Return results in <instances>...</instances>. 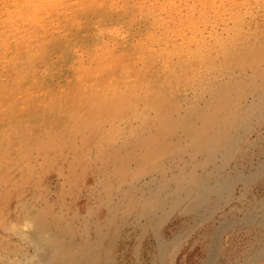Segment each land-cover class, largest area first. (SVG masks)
Segmentation results:
<instances>
[{
  "label": "bare ground",
  "instance_id": "obj_1",
  "mask_svg": "<svg viewBox=\"0 0 264 264\" xmlns=\"http://www.w3.org/2000/svg\"><path fill=\"white\" fill-rule=\"evenodd\" d=\"M30 1L19 7L22 17L27 13L41 15L36 2ZM85 7V11L75 10L69 19H59L63 31L78 27L72 42L53 43L51 54L45 53V57L36 52L38 48H28L32 53L36 50L30 57L33 62L38 56L45 60L50 79L71 69L75 77H64L58 88H52L49 81L35 79V103L30 102L31 98L22 101L17 94L2 110L0 179L6 175L7 183L15 178L24 184L12 187L0 182V222L16 216V211L20 213L23 227L11 223L6 226L26 249H10L0 242V252L7 254L0 258V264H264V186L255 193L252 190L264 178V148L258 144L264 137L263 130L258 131L252 144L258 149L255 153L261 152L259 161L251 160L249 168L242 170L230 165L238 159V146L247 134L264 123V75L261 68L252 74L249 71L262 59L254 54L247 58V53L241 66L238 60L228 64L227 56L228 66L220 68L215 62L219 54L215 45L210 43L206 48V41L185 39L181 31V45L195 42L197 46V50L193 47V58L176 42L165 44L168 34L163 29L161 37L146 31L143 38L148 37V42L141 36H136L137 40L116 35L112 46L94 32L96 40L91 44L81 27V16L91 14L106 20L108 16L106 4L95 7L90 3ZM106 27L113 29L110 23ZM13 37L9 31L0 34V51L10 45ZM48 44L43 42L40 47L47 48ZM77 46L82 47V57L76 56ZM195 64L207 65L203 75L216 72L217 80L208 86L194 85V96L190 98L187 89L177 88L179 81L193 74L191 66ZM37 72L27 76L33 79ZM31 85L28 87L33 89ZM13 94L10 91L9 95ZM108 125L111 129L103 131ZM79 136L84 137L87 148L82 152L64 151ZM33 150L43 154L50 166L60 164L52 168L64 179L53 201L48 176L34 182L32 177L23 179V174L32 172L31 166H21V160ZM91 183L94 186L83 197L73 192ZM239 184L244 187L237 193ZM64 207L74 208L75 215L68 220L51 219V212ZM178 211L184 217L172 223ZM188 239L192 240L179 257L178 247Z\"/></svg>",
  "mask_w": 264,
  "mask_h": 264
},
{
  "label": "rangeland",
  "instance_id": "obj_2",
  "mask_svg": "<svg viewBox=\"0 0 264 264\" xmlns=\"http://www.w3.org/2000/svg\"><path fill=\"white\" fill-rule=\"evenodd\" d=\"M11 1H13V2L11 3ZM27 1H29L30 3L32 2L30 0H0V34L4 33V31H9V32L14 33L13 41L10 43V45L4 47L0 51V120H1L3 112H4L2 110H5L8 103L10 101H12V99H14L18 96L20 97V99L22 101H25L26 99L27 100L29 99L28 101H30V98H31L30 102L35 103L34 101H36L38 99L37 96L35 97V91L34 90H36V88L33 87V85L35 83V79H36V81H40V80H44L47 82L49 81L50 82L49 84H52V88H58V86L61 85V83L63 84L64 77H67V78L75 77L74 71L71 69L70 71L67 72V74L66 73L65 74L56 73V74H58V77L55 76L54 77L55 80L52 78L50 79L48 77L49 76L48 75L49 69H47L48 65L47 64L45 65V60H42L41 57L39 58V56H38V57H36V59L33 62V58H30V57L35 53L36 50H37L36 52L40 55L42 54L43 57H45V53L51 54V52L53 50V48H51L53 43L63 42V41L72 42L74 37H75V34L77 33L78 27L67 30V31H63V29L59 28V19L63 18V17L65 19H69L71 17V14L75 10L76 11H79V10L85 11V9H86L85 6L89 5L90 3L91 4L93 3V5L95 7H102L104 4H106L105 9H106V14L108 16V18H107L108 20L102 19L100 17L94 16L91 14H85V15L81 16V18H80L81 19L80 21L82 22L81 27L86 32V35H89L88 38H89V40H91L90 41L91 44H93V42H95V40H96V38H94V35L96 32H98L97 38L103 39V41L105 43H109L110 46L114 45V41H113L112 37L116 36V35H122L123 34V35L134 36L135 39H137V40H139L140 36H141V38L143 40H145V38H146L145 41L148 42L149 41L148 37L143 38L144 36H147V34H148L147 32L151 31L154 35H156V36L159 35L158 37H161L164 33L167 32L168 40L166 41L167 43H165V44H167L168 46H171L172 44H175V42H176L177 47L179 46L180 49H182L185 53H188L189 55H191L194 58L195 57V50H197V46H196L195 42H192L191 44L188 43L189 45H181V42L184 40V39L182 40V37H181L182 33L180 34V32L182 31L183 35L185 34L184 35L185 39L189 37L188 39H191V40H193V38H196V39L198 38V40L203 39V41H206V43H205L206 48L209 47L211 44H212V46L215 45L216 48L218 49L216 51L219 53L217 55L218 57L216 56L217 58L215 60L216 65L218 67L221 68L223 66H228V65H225V60H226L227 56L230 57V58H228V60H229L228 64L236 63V60H238L239 65L243 66V63H245V61H246L245 60L246 57H244V56H246L248 53V54H250V56H247V58H249V57H252V55L254 54L253 56L255 58H258V59L260 58V59H262V61L258 60L257 62H254V65L251 68H249V71L252 74L255 69L261 68L262 69L261 73L264 75V0H189L190 3L188 0H175V3L173 2L174 0H171V1L170 0H137V1L136 0H119V2H118V0H55V1L54 0H47V1L46 0H33V2H36L37 6L40 8V10L42 12L41 15H39L38 17H35L36 14L33 13L34 15L33 14L31 15V14L27 13V15H25L26 17L25 16L22 17L21 13L19 12L20 11L19 7L20 6H27L28 4H30ZM145 1H146V3H145ZM148 1H149V3H148ZM14 2H16V3H14ZM58 2H61V3L58 4ZM134 2H136V3H134ZM42 3L45 5V9H44V5H42L43 7L41 6ZM133 3H134V5H133ZM51 5H53V6H51ZM169 5L171 7H169ZM137 6H138V8H137ZM112 7H114V8L111 9ZM148 8L150 10L154 11V13L150 12V10ZM8 9H11V11ZM123 9H124V11H123ZM57 10L59 11V13L56 12ZM134 10H135V12H134ZM146 10L149 12L147 13ZM196 10H199V11H196ZM145 11H146V14H145ZM159 11H162V12L158 13ZM195 11H196V13L194 15ZM18 12L20 14H17ZM126 12H127V14H124ZM129 12H130V14H129ZM8 13H9V16H8ZM11 13H13V14H11ZM45 13H46V18H45ZM131 13H133V15ZM157 14H160V15H157ZM199 14H200V16H199ZM208 14H210V15H208ZM238 14H239V16H238ZM17 15H20V17ZM56 15L58 16V18H55ZM118 15H119V17H118ZM121 15H122V17H121ZM136 15H137V17H136ZM156 15H157V17H156ZM168 15H172V16L176 15V16L170 17ZM206 15H207V17H206ZM231 15L233 16L232 20H230L232 17ZM85 16H89V18H87ZM147 16L150 20L147 19ZM149 16L150 17L153 16V17L150 18ZM144 17H146V18H144ZM163 17H164V19H162ZM168 17H169V20H167ZM209 17L212 19H210ZM236 17L238 20H235ZM9 18L11 20H12V18L15 20L12 22ZM130 18H131V20H129ZM142 18H144V19H142ZM153 18H154V22H153ZM21 19H23V20L20 22ZM117 19L118 20L120 19L121 21L123 19L124 20L121 22L120 20L117 21ZM170 19H171V22H170ZM233 19H234V21H233ZM3 21H4V24H3ZM158 21H160V22H158ZM232 21H233V24H232ZM235 21L238 23H236ZM8 22L10 25L8 24ZM35 22H37L38 24ZM127 22H129V23L126 24ZM108 23L111 24V26L113 28L111 31H113L114 33L108 30L109 27H106V26H108ZM158 23H161V24H158ZM165 23H166V26H164ZM141 24H143L145 27ZM156 24L159 27L156 26ZM173 24L175 25V28H174ZM13 25H15L17 27V29H16V27L14 28ZM89 25H91L92 27ZM147 25H148V27H147ZM214 25H215V27H214ZM217 25L219 27H224V28L226 26L227 27H226V29H224V28L220 29ZM28 26H29V28H28ZM149 26L150 27L156 26L157 28L155 27L153 29V27H151V29H150ZM26 27L28 29H26ZM238 27H239V29H237ZM137 28H138V30H137ZM125 29H127V30H125ZM171 30H173V31H171ZM185 30H186V32H185ZM134 31H137V32L135 33ZM162 31L164 32L163 34H161ZM173 32H174V34H173ZM215 32H216V34H215ZM158 33H160V34H158ZM170 33H172V34H170ZM22 34H24V36ZM169 35L171 36L170 38H169ZM202 35H203V37H202ZM237 35H238V37H237ZM91 36H93V38ZM172 37H174V38H172ZM209 37H210V39H209ZM19 38H20V40H19ZM176 38H177V40H176ZM234 38H236V39H234ZM14 39L16 40L17 43L15 42ZM212 39H213V41H212ZM49 40H51V42L48 44ZM224 40H226L227 42ZM228 40H231V41L228 42ZM207 41H208V43H207ZM43 42H47V44H48L47 48L46 47L45 48L40 47V44ZM221 42H222V44H221ZM239 42H240V44H239ZM215 43L218 46L220 45V47H217V45ZM29 46H32L34 49H36V48H38V49H36L34 51V53H32L31 51L28 50ZM193 47H194V49L195 48L196 49L194 50ZM74 48L76 49V53H77L76 56L82 57L81 56V54H82L81 48L82 47L77 46ZM229 49H231V50H229ZM45 50H46V52H45ZM220 52H221V54H220ZM226 52H229L228 53L229 55H227ZM10 55H12V56H10ZM205 55L206 54H204V56ZM212 55H215V54H212ZM208 57H210L209 60H211V55H209ZM236 57H238L239 59H237ZM221 58H222V61H220ZM178 62L179 61H176V64H178ZM195 63L197 64V62H195ZM195 65L191 66V68H192L191 71H193V74H189L188 79L186 78L185 81H184V79L179 81V83H181L180 85L182 87H180V85H179L177 88V89L180 88V90H181V88L187 89V92H188L190 98H192L194 96V91H195L194 85L207 83L206 86H208L209 85L208 83L211 84V83H213V81L217 80V74H215L216 72L215 73L211 72L207 76L203 75V73L206 72L205 69H207V65L198 64V65H196L197 67H195ZM200 65L202 67H200ZM191 68L187 69L188 72ZM195 68H197V71H199V72L196 73ZM32 70L35 72H37L39 70L36 75L33 74V77H34L33 79L29 78L27 76L29 73H33ZM204 70H205V72H204ZM201 71H203V72H201ZM21 73L22 74L24 73V75H22V77L20 78ZM195 74H197V75H195ZM16 76H18V77H16ZM61 78H62V80H60ZM198 78L200 81L198 80ZM210 78H212V79H210ZM33 81H34V83H33ZM197 81H198V83H196ZM77 83H78V81H77ZM29 84H32L31 86L33 87V89L28 87ZM185 86H187V88ZM202 86L206 87L205 85H202ZM11 88H13V89H11ZM27 89H29V90H27ZM199 89L201 90L202 88H199ZM10 91H14L16 96H15V94L9 95ZM27 92H28V94H27ZM17 94H18V96H17ZM23 98H25V99H23ZM174 99L180 101V99L176 98V96L174 97ZM29 108H30V106H29ZM110 129H111V127H110V125H108V126H105V129L103 131H105V130L109 131ZM258 131H262L264 133V123L262 125H257L254 130H252L250 133L247 134V137H245L244 140L241 142V144L238 146V152H237L238 153L237 154L238 159L232 160L230 162V165H232V164L236 165L238 170H242L243 168H247V169L249 168L251 160L259 161L261 152L259 154L255 153V151H258V149L255 150L254 146H252V144H254L253 142H255V140L257 138ZM258 144H259V146L264 148V137ZM86 148H87V144H85L84 137L79 136V138L77 137L75 139V141H72L67 147H65L64 151H67L70 149H77L79 152H82ZM70 152H72V151H70ZM42 155L43 154L39 153L37 150H33V151L29 152V154L27 156L22 158L21 162L23 164H21V166H25V165L31 166L30 169L32 172L31 174H28V175L23 174L22 176H23V179H26L27 176H28L27 179H29V177H32V179H33L32 182H34L38 177H43L44 175L48 176L49 177L48 185H49L50 192H51L50 199H51V201H53L57 198V195H59V192H60L59 183L61 181H64V179H62V177L57 176V174H54L55 172L52 171L53 166L55 168H57L60 166V164H58V163L53 164L52 163L53 166L52 165L50 166V163H49L50 161L47 162V159L44 158ZM263 155L261 156V158H263ZM47 164H48V166H47ZM232 166H229V170L231 171L232 175H235V172L232 171ZM47 168H49L50 170H48ZM41 169H43V170L41 171ZM63 171L65 173L68 172V170L66 168H64ZM14 172H16V171H14ZM38 174H41V175L39 176ZM22 176H18V177L21 178ZM5 178H6V175H5V177L1 176V179H0V182H1V184H3V186L7 185V186L16 187V186H20L21 184L22 185L24 184V182H21V181L20 182L14 181L15 178L11 179V181H9V183H7L5 181ZM10 183H11V185H10ZM93 186H94L93 183L83 185V186H81V188L73 190V192L77 196L83 197V195L86 194L87 190H89V188H92ZM251 186H253V185H251ZM263 186H264V178H262L260 180V182L257 183V186L252 188V190L255 193V191H257V189H259V187H261V189H262ZM243 187H244L243 184H241V185L239 184L237 187V193H240V191L243 189ZM17 189H21V188H17ZM16 199L17 198L15 197L13 200L14 201L13 203H15ZM91 206H94V204ZM71 209H73V210H71ZM74 212H75L74 208L64 207V208L55 209L49 215H50L51 219L54 218V219H59V220H68L75 215ZM19 214L20 213H18V211H16V216L11 215L10 217H8V219L10 221L7 219L8 221L6 220L5 223L0 222V237H1L0 240H2L0 242L6 246H9L10 249L24 250V249H26V246L21 242L20 238L17 235H14V233H12L10 231V229L8 228V225L10 223L17 226V228L23 227L22 221H21V219H19ZM64 215H65V217H64ZM183 217H184L183 212L178 211L172 217L171 222L172 221L177 222V221H179V219H182ZM14 218L16 220H13ZM6 224H8V225L6 226ZM6 231L8 233H6ZM164 231H166L165 227H164L163 232ZM7 236H9V237H7ZM8 240H10V241H8ZM12 240H14V241H12ZM191 240H189V239L185 240V242L180 247H178V252L176 255H179V257L183 256L184 252H185L184 248L188 247L187 245H189ZM7 244H9V245H7ZM6 255L7 254L0 252V258L5 257Z\"/></svg>",
  "mask_w": 264,
  "mask_h": 264
}]
</instances>
